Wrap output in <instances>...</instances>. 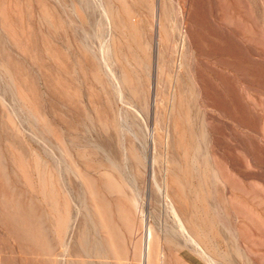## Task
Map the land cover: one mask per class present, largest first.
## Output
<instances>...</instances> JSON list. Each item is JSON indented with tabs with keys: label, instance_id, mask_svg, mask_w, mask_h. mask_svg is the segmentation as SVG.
Wrapping results in <instances>:
<instances>
[{
	"label": "rangeland",
	"instance_id": "obj_1",
	"mask_svg": "<svg viewBox=\"0 0 264 264\" xmlns=\"http://www.w3.org/2000/svg\"><path fill=\"white\" fill-rule=\"evenodd\" d=\"M0 264H264V0H0Z\"/></svg>",
	"mask_w": 264,
	"mask_h": 264
},
{
	"label": "bare ground",
	"instance_id": "obj_2",
	"mask_svg": "<svg viewBox=\"0 0 264 264\" xmlns=\"http://www.w3.org/2000/svg\"><path fill=\"white\" fill-rule=\"evenodd\" d=\"M188 240V239H187ZM194 240V239H193ZM188 242V241H187ZM195 243V242H194ZM190 244V243H189Z\"/></svg>",
	"mask_w": 264,
	"mask_h": 264
}]
</instances>
